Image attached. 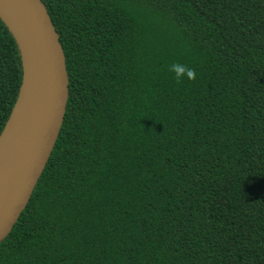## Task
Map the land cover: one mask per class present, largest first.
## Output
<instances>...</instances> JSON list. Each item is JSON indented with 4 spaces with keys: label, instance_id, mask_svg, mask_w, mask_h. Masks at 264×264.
<instances>
[{
    "label": "trees",
    "instance_id": "obj_1",
    "mask_svg": "<svg viewBox=\"0 0 264 264\" xmlns=\"http://www.w3.org/2000/svg\"><path fill=\"white\" fill-rule=\"evenodd\" d=\"M42 2L66 111L0 264H264V0ZM22 75L0 19V133Z\"/></svg>",
    "mask_w": 264,
    "mask_h": 264
},
{
    "label": "water",
    "instance_id": "obj_2",
    "mask_svg": "<svg viewBox=\"0 0 264 264\" xmlns=\"http://www.w3.org/2000/svg\"><path fill=\"white\" fill-rule=\"evenodd\" d=\"M0 2L22 32L29 49L28 65L32 71L29 92L31 99L24 108L25 120L19 131L14 134L13 141L3 149L5 153H0L3 155L0 158L1 243L11 232L27 205L54 148L66 111L68 76L58 33L42 0ZM0 19L18 45L23 67V82L24 58L20 43L1 15ZM21 88L22 83L18 96ZM17 100L18 97L16 102Z\"/></svg>",
    "mask_w": 264,
    "mask_h": 264
},
{
    "label": "bare ground",
    "instance_id": "obj_3",
    "mask_svg": "<svg viewBox=\"0 0 264 264\" xmlns=\"http://www.w3.org/2000/svg\"><path fill=\"white\" fill-rule=\"evenodd\" d=\"M0 15L2 18L9 24L10 28L14 31L23 53L24 58V80L21 88V92L18 98V101L14 107V111L3 130L2 135L0 136V153H5L3 149L9 146V144L13 141L14 134L19 131V128L22 126V122L25 120L24 108L26 104L30 101L29 92L31 90V82H32V71L31 67L28 65L29 62V54H28V46L24 41V37L22 32L16 22L13 20V17L7 11L6 7L0 2ZM3 155H0L2 158Z\"/></svg>",
    "mask_w": 264,
    "mask_h": 264
},
{
    "label": "clouds",
    "instance_id": "obj_4",
    "mask_svg": "<svg viewBox=\"0 0 264 264\" xmlns=\"http://www.w3.org/2000/svg\"><path fill=\"white\" fill-rule=\"evenodd\" d=\"M168 71L174 74V79L177 84H182L185 78L191 81H195L197 78V72L195 68L180 62L171 63L168 66Z\"/></svg>",
    "mask_w": 264,
    "mask_h": 264
}]
</instances>
